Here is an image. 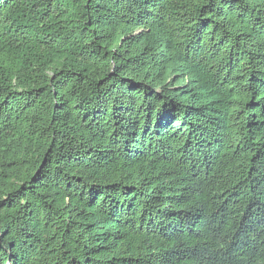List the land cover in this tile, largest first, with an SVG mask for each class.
<instances>
[{"label": "trees", "instance_id": "16d2710c", "mask_svg": "<svg viewBox=\"0 0 264 264\" xmlns=\"http://www.w3.org/2000/svg\"><path fill=\"white\" fill-rule=\"evenodd\" d=\"M0 264H264V0H0Z\"/></svg>", "mask_w": 264, "mask_h": 264}]
</instances>
